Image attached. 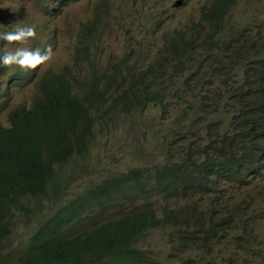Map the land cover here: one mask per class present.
Returning a JSON list of instances; mask_svg holds the SVG:
<instances>
[{"label":"trees","instance_id":"1","mask_svg":"<svg viewBox=\"0 0 264 264\" xmlns=\"http://www.w3.org/2000/svg\"><path fill=\"white\" fill-rule=\"evenodd\" d=\"M79 1L0 0V4H19L17 9L0 7V25L4 26L0 33L12 30L16 20L27 21L28 14L23 13L27 2L40 9L46 26ZM142 1L133 0L130 8L137 10ZM238 1L211 0L200 10L201 24L194 25L204 32H174L154 54L138 55L136 67L129 63L130 54L118 60L109 56L105 63L99 58L100 42L111 37L116 18L122 17L115 0H94L92 18L80 23L71 56L74 69L85 65V75L63 66L58 71L47 68L38 74L9 77L8 83L17 85L36 79V93L29 106L8 112L7 127L0 122V246L19 215L29 217L42 198L53 202L61 198L77 176L70 171L72 179L66 178L65 166L88 155L106 116H129L155 106L165 119L173 109L169 98L177 97L178 80L184 78V86L190 81L208 88L196 96L197 102L189 106L191 112L184 111L166 126L162 160L108 174L42 215L21 260L25 264H158L139 241L149 227L167 225L173 229L172 251L184 253L191 245H201L202 260H209L213 239L221 242V231L232 214L244 212L225 206L229 214L223 217L213 207L206 213L200 210V203L210 197L213 204H220L224 185L243 188L264 161V13L256 10L253 16L261 17V24L252 38L248 29L244 38L236 35ZM152 15L161 16L155 9ZM230 20L233 23L228 26ZM148 34L145 30L143 37ZM49 44L47 39L41 51ZM8 46L0 41V55ZM202 53L206 56L196 58ZM4 70L0 65V78ZM4 98L0 89V113ZM221 111L229 114L228 121L218 118ZM152 196L195 199L174 210L163 208L158 218L148 200ZM139 201L143 204L137 205ZM80 222L86 225L77 231ZM235 229L232 257L244 264H261L264 257L246 241L256 238L254 225L239 218ZM220 258L218 252L216 260L222 263ZM224 263L233 264L231 258ZM181 264L203 263L183 260Z\"/></svg>","mask_w":264,"mask_h":264},{"label":"rangeland","instance_id":"2","mask_svg":"<svg viewBox=\"0 0 264 264\" xmlns=\"http://www.w3.org/2000/svg\"><path fill=\"white\" fill-rule=\"evenodd\" d=\"M116 1L117 7L124 9L125 6L129 7L133 0ZM210 2L211 0H184L182 7L175 9L172 8L174 0H144L139 3L137 10L133 12L124 10V14L121 16L122 20L116 18V30L112 31L111 37H105L104 41L100 42L99 58L105 63L109 56H112L114 60H118L123 55L130 54L129 63L138 67L140 65L137 59L138 55L146 51L154 54L172 38L174 32H204L202 28L199 30L194 25L201 24L200 10L202 7L209 5ZM18 6L17 2L0 4V7L11 9H17ZM93 9V0H81L67 10H63L56 19L45 26L40 15V9L32 2L25 4L23 13L28 14L27 21L16 20L13 23L15 25L22 22L21 26H29L27 24L29 22L31 25H35L36 38L25 46L34 45L36 49H42L46 45V40L49 39V45L52 46L54 51L53 59L48 64L40 66L36 74L47 68L58 71L63 66L71 67L79 76L86 74L85 65H81L79 69H74L71 56L73 45L77 40L78 27L81 22L91 20ZM154 9L161 14L160 17L152 15ZM256 10H261L264 13V0H241L239 2L235 8L234 17L240 19V21L234 34L241 35L244 38L246 29H248L247 34L252 38L255 32L260 31L261 17H253ZM114 14L117 15L118 13ZM232 23V20H230L228 26ZM145 30L149 34L143 37ZM12 47L14 46H9L7 50ZM205 56L206 54L202 53L201 56L196 55V58ZM16 71L20 70L7 69L4 77L0 79V89L5 93V107L0 113V122L6 127L8 126V112L21 105L29 106L35 96L33 94L36 93L34 88L36 79L24 85H17L13 82L8 83V78ZM239 80L240 78H238ZM183 81L184 78L178 80V98H169L173 109L165 119L161 116V109L155 106L142 113H133L129 116L122 115L119 118L106 116L104 128L96 132V138L90 146L88 155L84 159L71 160L70 164L65 166L66 169L63 175L66 178L69 177L70 171H75L77 176L75 180H71L70 185L63 191L61 198L56 202H53L52 199L42 198V204L29 217L19 215L15 219V225L10 230L7 239L0 246L2 253L0 264H25L21 260V256L24 255L23 248L37 228L40 217L51 213L52 210L72 199L91 183H100L106 178V175L114 172L117 174L122 173L129 167H149L151 164L161 161L166 126L175 121L178 115L184 111L191 112L189 106L197 102L196 96L205 92L208 88L207 85L195 86L190 81L188 86H184L182 85ZM174 109H177L178 113L173 111ZM218 118L228 121L229 114L226 111H221ZM98 122L102 124L103 119ZM252 179V183H249L246 188L235 189L226 186L222 192L225 197L222 206L227 205L232 208L237 203L246 206V217L249 221H254L253 225L257 234L254 240L248 238L246 241L253 250L259 251L264 257V162L262 167L255 171ZM194 199L195 197L165 200L161 197L152 196L148 200L157 211L158 218H161L163 208L174 210L181 207L185 202ZM211 203V198L205 197L200 203V210L206 213L213 207ZM123 206L126 205L123 204ZM114 208L110 209L113 210ZM240 215L233 214L229 222V228L221 231L223 235L221 242H216L213 239L209 246L210 251H212L209 260L195 259L193 262L201 261L203 264H208L209 261V264H212V262L225 264V259L231 258L233 252L236 251L233 246L234 237L238 232L233 228L236 219ZM85 225V222H80L77 231ZM204 225H207V215H204ZM172 230L169 226L167 229L162 226L149 227L139 241L140 247L146 250L158 264H181L186 257H195L193 253L182 255L179 251L174 252L171 250L169 238ZM218 252H221L220 259L222 263L216 260ZM172 254L177 257L171 256Z\"/></svg>","mask_w":264,"mask_h":264},{"label":"clouds","instance_id":"3","mask_svg":"<svg viewBox=\"0 0 264 264\" xmlns=\"http://www.w3.org/2000/svg\"><path fill=\"white\" fill-rule=\"evenodd\" d=\"M95 1H97V0H95ZM240 1L241 0L238 1V4ZM175 2H176V0H174V3ZM174 3L172 4V8L179 9L182 7L184 0H183L182 5L178 8L173 7ZM8 4H12V3H8ZM116 6H117V3H116ZM132 6H133V4L131 3V5L128 7L129 12L135 11L134 9L130 8ZM117 11L120 12L121 16L124 14V10L120 9V7H118ZM21 24H22V22H18L15 25L11 26L12 30L0 33V41L6 42V46L7 45L14 46L10 50H7L9 48V46L6 47L4 53L2 55H0V65L5 67L4 75L6 74L7 69H12V70L18 69L20 71H16L15 73H19V74L34 73L38 70V68L40 66L48 64L53 59L54 51H53V48L51 45H48L43 51H41L42 49H39V48H37V49L34 48V50H33V49H31L32 46H29V47L25 46V45H28L31 40L36 38V27H35V25L21 26ZM0 27H4V26L0 25ZM15 73H13L12 75H14ZM4 75L1 78H3ZM254 175H255V171L253 172L252 175H250L247 178V181L249 183H252V180H253L252 178L254 177ZM70 179H72V178H69V180ZM248 185L249 184H247L243 188H246ZM226 186H229V187L235 188V189H241V188H236L232 185H224L222 187L221 192L219 193V196H221L223 199L225 197L223 196L222 192ZM223 199L221 200L220 204H213L212 203V206H213V209H215L217 211L218 215L225 217L229 213L226 210L225 206H222ZM142 204H143V202L137 203V205H142ZM150 205H151V209L155 210L154 207L152 206L151 202H150ZM235 207H238L239 210L244 212L236 219V221L239 218H243V219L247 220L248 225L254 223V221H249V219L246 217V213H245L247 210L246 206H243L242 203H237L232 208H235ZM232 208H229V209H232ZM234 214H240V213L235 212ZM232 217H233V214H232ZM236 221H235V226H236ZM235 226H234V229H235ZM167 227H168V225L165 226V228H167ZM225 228H229V223ZM190 248H191V250H187L181 254L184 255L187 253H193L195 255V257H193V258L192 257H186L184 260H188V261L193 262V261H195V259H203L204 258V257L202 258V255L204 253V247L203 246L191 245ZM196 250H198V251L196 252ZM210 254H212V251H210ZM189 259H191V260H189ZM231 260H232L233 264H244L243 260L239 259V258L235 259L234 257H231ZM260 262H261V264H264V259H260ZM246 264H248V263L246 262Z\"/></svg>","mask_w":264,"mask_h":264},{"label":"water","instance_id":"4","mask_svg":"<svg viewBox=\"0 0 264 264\" xmlns=\"http://www.w3.org/2000/svg\"><path fill=\"white\" fill-rule=\"evenodd\" d=\"M182 3H183V0H176V2L174 3L173 7L178 8V7H180L182 5Z\"/></svg>","mask_w":264,"mask_h":264}]
</instances>
